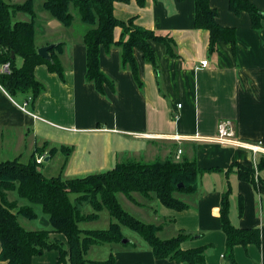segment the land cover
<instances>
[{
  "label": "crops",
  "instance_id": "1",
  "mask_svg": "<svg viewBox=\"0 0 264 264\" xmlns=\"http://www.w3.org/2000/svg\"><path fill=\"white\" fill-rule=\"evenodd\" d=\"M42 1L33 0L35 43L42 47L63 42L59 61L64 77L60 79L47 66L37 65L34 75L45 89L32 106L29 97L19 94L13 98L0 86V162H27L34 148L45 144L36 156H43V161L48 158L46 171L70 178L108 171L123 159L152 162L175 157L180 149V159L188 157L205 169L198 177L196 192L174 194L187 204L182 211L166 208L155 197L147 199L134 193L135 205L149 213L145 220L140 219L163 225L158 232L161 239L179 231L196 235L185 240L181 248L207 246L206 264H228L223 256L226 241L218 209L229 185L231 224L259 228L261 240L259 247L234 246L236 264H264V185L259 183L255 189L230 169L232 162L254 167L257 157L264 154V19L260 28L253 29L247 13L233 14L227 0H208L217 11L219 24L236 32L235 51L228 43L218 42L216 50L209 52V33L194 27L193 0H146L144 6L136 0L114 2L113 14L118 20L133 18L134 24L147 30L171 34L179 57L168 56L161 43L151 42L155 69L135 48L142 81L138 86L130 70L121 65V50L101 46L99 65L112 80L113 89L106 84L100 93L85 80L83 34L90 27L80 20L75 8H71L73 24L63 26L44 10ZM249 1L264 13V0ZM15 19L28 21L29 16L19 12ZM120 30L114 29L115 40L120 38ZM203 60L207 65H202ZM20 63L17 57L16 64ZM226 120L240 142H260L257 153L213 139L220 121ZM259 175L264 178V170ZM8 199L16 200L18 207L28 204L15 192H9ZM36 207L42 213L40 205L35 204L34 211L49 230L48 216H38ZM51 236L65 242L62 234L52 232ZM121 250L111 252L114 264H175L154 258L150 247ZM57 254L45 251L31 261L57 264ZM0 264L7 262L0 260Z\"/></svg>",
  "mask_w": 264,
  "mask_h": 264
},
{
  "label": "trees",
  "instance_id": "2",
  "mask_svg": "<svg viewBox=\"0 0 264 264\" xmlns=\"http://www.w3.org/2000/svg\"><path fill=\"white\" fill-rule=\"evenodd\" d=\"M13 0H0V65L8 63V71L0 72V86L13 98L22 94L29 97L30 105L44 91L45 86L36 79L34 70L37 65H45L51 72L64 77V69L59 61L63 42L48 52L52 61L43 59L36 49L35 43V7L33 0L21 3ZM129 0H43L42 7L52 18L65 27L73 24L71 8H75L80 20L90 28L83 34L85 45V80L92 82L95 89L102 93L103 86L113 89V82L102 72L99 65L100 47L108 50L116 46L121 50V65L127 67L132 78L142 85L139 79V67L134 57V49L142 52L143 59L157 69L154 49L151 42L164 46L170 57H179L175 41L171 34H159L134 24L133 18L117 19L113 14L114 2ZM146 0H136L144 6ZM229 10L239 15L247 13L251 28H260L264 13L249 0H227ZM194 27L209 33V52L216 50L218 42L228 43L235 51L236 32L233 27L221 26L218 22L217 11L210 6L208 0H193ZM19 12L28 14L29 20H17ZM120 28V38L114 39L113 31ZM14 53V57L11 54ZM21 58L20 65L16 58ZM28 99V98H27ZM46 145L37 146L29 155L27 162L19 159L0 162V260L7 264H33L31 259L45 251L55 250L57 264H114L113 255L104 260L85 258L88 249L95 244L120 242L123 239L121 225L137 232L149 244L152 255L157 259H165L175 264H206L205 250L207 246L183 250L185 240L196 237L186 231H179L168 239H161L158 232L161 224H152L135 218L123 209L116 199V193H123L132 202L134 193H140L144 198H157L166 208L182 211L187 204L175 197V193L191 194L198 188V177L205 169L197 167L195 160L183 156L175 160L174 156L152 162L134 159H123L105 172L63 178L61 175L47 177L38 166L37 156ZM50 154L53 152L50 149ZM256 167L245 166L232 162L230 169L236 173L240 181L250 183L255 189L258 184L264 185V178L259 172L264 170V154L259 155ZM214 170L218 168H213ZM213 169H209L212 171ZM182 184V186H178ZM15 192L17 197L25 199L28 204L18 207L16 200H9L8 193ZM231 189L221 195L219 205L220 226L225 235L224 259L228 264H236L233 248L236 245L245 247L248 244L260 246L259 228H238L229 219ZM74 193V201L69 194ZM40 205L42 213L48 216L50 229L27 230L18 221V216L35 219L33 206ZM91 204L93 212L84 214L82 207ZM106 208L112 217L107 229H81L78 224L83 221H94L99 212ZM62 234L65 242L51 233ZM83 234V236H82ZM142 264V263H135Z\"/></svg>",
  "mask_w": 264,
  "mask_h": 264
},
{
  "label": "rangeland",
  "instance_id": "3",
  "mask_svg": "<svg viewBox=\"0 0 264 264\" xmlns=\"http://www.w3.org/2000/svg\"><path fill=\"white\" fill-rule=\"evenodd\" d=\"M38 0H35V3ZM35 5V4H34ZM46 165H47V161H43L42 164H40L38 166L39 170L42 171L44 173V175H46L47 177L51 176V175H55L54 173H50L48 171H46ZM49 173V174H48ZM79 176H83L81 174L79 175H72L69 176L71 177H79ZM137 194V193H136ZM76 196V194L71 193L69 194V199L71 201H74V197ZM116 199H118L121 207L123 209H125L129 214H132L135 218H141L143 220H145L147 217V215H149V213L147 212V210H145L144 208H139L135 205L134 202H132L130 199H128L125 194L123 193H116ZM36 210L38 212V216L42 215L44 216L43 213H41L39 211V208L36 207ZM93 212V208L91 206V204H85L82 207V213L84 214H88ZM99 217L97 219H95L94 221H83L80 222L78 224L79 228L81 229H107L110 221L112 220V217L110 216V214H108V211L106 210V208L104 207L99 213ZM148 220V219H147ZM18 221L20 224L23 225V227L27 230H35V229H45V225L40 223V217H37L33 220L27 219L23 216H18ZM50 228V227H49ZM121 229H122V234H123V239L122 240H128L125 243L120 242H110V244L108 243H103V244H95L93 246H91L87 253L85 254V258L90 259V260H104L106 259L109 255H111V252H113V250H116L117 248L123 249L121 251H125V250H133L135 248H149V244L146 243L144 241V239L135 231L129 229L127 226H123L121 225ZM83 236V234H82ZM113 247V249H112Z\"/></svg>",
  "mask_w": 264,
  "mask_h": 264
},
{
  "label": "built area",
  "instance_id": "4",
  "mask_svg": "<svg viewBox=\"0 0 264 264\" xmlns=\"http://www.w3.org/2000/svg\"><path fill=\"white\" fill-rule=\"evenodd\" d=\"M206 60L201 61L202 65H207ZM8 63H3L0 65V72L2 71H8ZM178 107H180V105H178ZM137 136H141V137H147L148 135H146L145 133H137ZM214 140H216L217 142H220L222 144H230L236 147H246L248 149H250L251 151H253L254 153H257L258 150L260 149V142L257 144H247L244 142H240L237 138H235L234 136V132H233V128H232V124L229 121H220V123L218 124V128H217V135L215 136V138H213ZM176 140H181L179 137H176ZM180 155H181V150L177 149L176 151V155H175V160H179L180 159ZM37 162L41 163L43 161V156H39L37 157ZM254 167H256L254 165Z\"/></svg>",
  "mask_w": 264,
  "mask_h": 264
},
{
  "label": "water",
  "instance_id": "5",
  "mask_svg": "<svg viewBox=\"0 0 264 264\" xmlns=\"http://www.w3.org/2000/svg\"><path fill=\"white\" fill-rule=\"evenodd\" d=\"M57 45V43H49L46 44V46H42V47H38L36 49V52H38V54L43 58V59H47L48 61H52V57L50 55L49 49L55 47ZM12 57H14V53L11 54ZM48 160V158H46V161ZM179 187L182 186V184L178 185ZM128 240H121L122 243L127 242Z\"/></svg>",
  "mask_w": 264,
  "mask_h": 264
}]
</instances>
